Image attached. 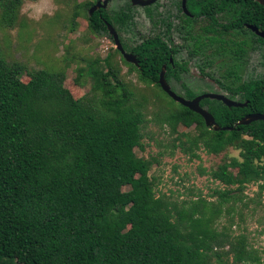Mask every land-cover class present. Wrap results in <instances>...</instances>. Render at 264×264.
I'll return each mask as SVG.
<instances>
[{
	"label": "trees",
	"instance_id": "16d2710c",
	"mask_svg": "<svg viewBox=\"0 0 264 264\" xmlns=\"http://www.w3.org/2000/svg\"><path fill=\"white\" fill-rule=\"evenodd\" d=\"M23 1L0 0L2 18L14 22ZM92 3H77L74 15ZM130 6L88 12L89 27L107 32L102 15L118 30L134 28ZM189 8L206 14L203 31L212 42L221 41L206 55L219 64L216 82L248 101L229 107L206 98L201 105L222 126H234L250 112L264 113V76L242 78L252 41L230 35L231 29L251 32L244 23L264 30V5L189 0ZM222 11L218 21L213 13ZM147 15L156 26L150 7ZM196 37L201 41L203 35ZM159 44L153 35L133 48L140 66L121 59L142 82L170 97L158 82L159 73L166 64L172 84L180 65H173L171 52ZM112 57L88 62L84 72L96 93L75 98L64 85V71L29 69L0 56V264H264L245 234L235 235L221 223L231 212L228 204L247 197L246 184L263 181L259 195L264 189V120L214 130L201 114L170 97L160 121L177 133L172 150L190 159L200 157L201 147L213 154L232 147L239 154L209 172L226 186L213 190L215 200L202 194L181 200L158 195L157 178L150 174L158 157L135 151L145 148L144 138H153L151 119ZM192 125L193 132L178 131Z\"/></svg>",
	"mask_w": 264,
	"mask_h": 264
},
{
	"label": "rangeland",
	"instance_id": "374dc122",
	"mask_svg": "<svg viewBox=\"0 0 264 264\" xmlns=\"http://www.w3.org/2000/svg\"><path fill=\"white\" fill-rule=\"evenodd\" d=\"M87 1L94 0H24L14 22L4 20L0 9V56L8 61H20L29 69L64 71V85L75 98H82L96 93L91 90V82L84 72L88 62L98 57L104 59L111 53L112 61L117 62L121 68V77L133 86L137 100L143 103L145 112L151 119L148 130L153 138H144L145 148L141 150L136 147L135 151L138 155L148 158L158 157L159 162L150 171V174L157 178V194L165 193L179 200L202 194L210 200H215L211 195L213 190L224 189L226 186L213 179L209 172L224 159L238 156V150L229 147L219 154H213L201 147L198 149L200 157L194 159H190L178 148L172 150V141L177 133L167 124L161 125L160 121L161 114L169 106L167 103L170 97L159 91L157 86L142 82L136 70H131L121 59L114 41L107 34L91 30L88 21L89 7L80 8L79 15H74L76 4ZM172 1L178 0H159V5L169 6ZM125 2L126 0H112L108 9L118 8ZM155 8V5L150 6L153 13ZM134 11L138 30L147 33V30L156 27L147 17L146 7L137 6ZM129 33L130 31L125 32L123 36L131 45L137 41V36ZM184 58L186 53L181 55L180 60ZM259 63L260 59L250 57L249 65L242 73L245 80L264 76V64ZM198 65L200 66L196 61L190 60L189 70L182 75L185 86L182 82L173 81L171 86L178 94L185 96L186 88L196 93L205 90L204 92L217 91L228 94L216 80L206 79L207 76L200 71L205 70L211 73L212 77L218 78V62H214L212 68L205 67L204 70ZM29 79L27 74L23 75L25 82ZM194 130L195 125L178 127L179 132ZM203 169L206 170L205 173L202 172ZM262 182L246 184L247 197L242 202L228 204L232 205L231 212L226 211L223 214L221 223L235 235L245 234L250 246L264 261V189L259 195V184Z\"/></svg>",
	"mask_w": 264,
	"mask_h": 264
},
{
	"label": "flooded vegetation",
	"instance_id": "af4514ba",
	"mask_svg": "<svg viewBox=\"0 0 264 264\" xmlns=\"http://www.w3.org/2000/svg\"><path fill=\"white\" fill-rule=\"evenodd\" d=\"M104 1L105 0H94V1H92L93 3L88 8V12L90 13V8L93 5H96L97 2H101V4H103ZM110 1H112V0H108L106 6L99 7L95 11L105 10V12L108 13V12L114 10V9H112V10L108 9V5H109ZM194 1L197 3L200 1H210V0H194ZM183 2H184V0L172 1L169 4V6H170L169 7L167 5H159V3H160L159 0H156L155 2L150 3L148 5H138V4L134 5L132 3V0H126L124 5H121V6L131 5L130 6L131 12L134 14V20H135V23H134L135 26H134V28H132L133 30L128 29V28L125 30H123V29L118 30L111 22L108 21V19L106 17H103L102 15H100V17L102 19V23H104V25H106V27H107V32H101V33L107 34L114 41L116 49L121 54V57H123V54L118 49V45L115 41L113 34L109 30L108 23L112 24L117 31L118 37L121 41V44H122L125 52L135 53L137 55L138 63L137 64L133 63L136 66H140V62H139L140 60L138 58V54L133 51V48L136 47L138 44L142 43V41H144V39L152 37L153 35H156V37L160 41L158 48L160 50L168 49L171 52V54L169 55V61L173 65L175 64V62H177V64H175V65H180L179 70L177 71L178 77L173 76L172 78H175V79L177 78L178 81L183 82L182 81V78H183L182 75L186 71L189 70L188 66H189L190 60H194V61H196V63L200 64V66L198 65L200 69L204 70L205 67L212 68V65H214V62H217V61H213L210 58V56H206V55L210 54V50H211L210 48L212 47V44L216 45L217 43L221 42V41L212 42L210 40V38H208L206 36V32L203 31V28H202L203 25L207 24L206 14H200V15L194 14L191 11V9L189 8V0H186V8H184ZM153 5L156 6V8H155V15L157 18L156 27L150 28L149 30H147V33H143L142 31L137 29V21H136V17H135L136 15H135L134 8H136L137 6H141V7H146V9H147V7H150ZM121 6H119L118 8H120ZM118 8H115V9H118ZM223 12L224 11L216 12V13L212 12V13L218 21H221ZM93 13H90V14H93ZM255 16L258 17V14L255 13ZM244 24L251 32H249L248 34L245 35V32H243L242 30H240V32H237V30L231 29L232 33L230 35H235L237 40H240V41H242L244 39V36H246L249 40H251L252 46L248 51V56H247L248 63H247V65H249L250 57H252V58L256 57V58L260 59L259 65H262V64H264V37L257 34L253 29H251L248 26V24H252V25H255L258 27V25H256L255 23H244ZM258 28H259V30L264 31L260 27H258ZM127 31H130L129 34L133 33L135 36H137V37H135V39L137 41L131 45L128 44V41L123 36V34ZM197 34L203 35L201 41H199V40L197 41V37H196ZM208 34L211 35L212 33L210 32ZM133 40H134V37H133ZM183 53H186V58H184L183 60H180L181 55ZM208 58H210V59H208ZM164 65H166V64H164ZM183 67H186V69L182 70ZM200 71L207 76V77H205L206 79L211 78V79L215 80L216 77L215 76L212 77L213 75H211V73L206 72L205 70L204 71L200 70ZM165 74H166V70H165ZM159 75H160V73H159ZM165 77H166V75H165ZM242 77H243V75H242ZM175 79H172L171 82H173V81L178 82ZM243 79H245V78L243 77ZM246 80H249V79H246ZM183 85L185 86V84H183ZM221 88L226 90L223 87H221ZM172 89H173V87H172ZM187 90H190L194 95L192 97H189ZM204 91L205 90H203L200 93H196V92L192 91L191 89L186 88V92H185L184 97L192 99V98H195L196 96H199V95H202L205 93H222V94H225L223 92H217V91H213V92H204ZM226 95L232 99H235V100H238L241 97L240 94H232L230 92H228V94H226ZM204 99H206V98H204ZM209 99H213V98H209ZM214 100H218V99L214 98ZM250 113H253V112H250ZM247 114H249V113H247Z\"/></svg>",
	"mask_w": 264,
	"mask_h": 264
},
{
	"label": "water",
	"instance_id": "95a60500",
	"mask_svg": "<svg viewBox=\"0 0 264 264\" xmlns=\"http://www.w3.org/2000/svg\"><path fill=\"white\" fill-rule=\"evenodd\" d=\"M107 1L108 0H105L103 4H101V2H97L96 5H93L90 8V13H93L99 7L106 6ZM155 1L156 0H132V3L134 5H136V4L148 5V4L153 3ZM256 1L259 2L260 4L264 5V0H256ZM183 6H184V8H186V0H184ZM248 26L251 29H253L257 34L264 37V31L259 30V28L257 26L252 25V24H248ZM108 27H109L110 32L113 34L115 41L118 45V49L123 54L124 59L128 62L137 64L138 63L137 55L135 53L125 52L114 26L112 24L108 23ZM165 70H166V65H163V67L160 71L159 79H158V82H159L161 88L175 101H177V102L185 105L189 109L201 114L208 127L212 128L214 130H232L235 128L236 125H247V124H249L253 121H256V120H264V113L253 112V113H249V114L244 115L241 119H239L235 123L234 126H222V125H220L219 123H217L214 115L207 108H205L201 105V100H203L204 98H213V99L216 98L218 100L223 101L229 107H232V106L244 107V106H247L248 101L240 102V101L232 99L229 96H227L226 94H222V93H205V94L196 96L195 98H192V99L186 98V97L178 94L174 89H172L171 84L167 81V79L165 77Z\"/></svg>",
	"mask_w": 264,
	"mask_h": 264
}]
</instances>
